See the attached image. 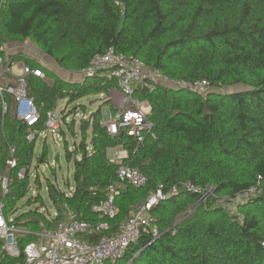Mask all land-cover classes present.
Instances as JSON below:
<instances>
[{
    "label": "trees",
    "instance_id": "1",
    "mask_svg": "<svg viewBox=\"0 0 264 264\" xmlns=\"http://www.w3.org/2000/svg\"><path fill=\"white\" fill-rule=\"evenodd\" d=\"M28 39L64 71L80 72L95 55L113 47L140 57L172 80L207 79L211 90L201 96L170 86L138 87L135 96L151 106L153 125L138 143L128 133L110 135L103 121L102 107L111 102L115 79L99 73L71 82L27 58V64L52 78L28 77L29 94L44 120L60 99L72 103L91 94L107 97L82 123V141L66 152L75 164L74 188L67 193L48 185L58 213H21L15 216L18 224L33 231L41 223L55 228L67 219L65 206L78 219L97 222L94 206L117 184L120 212L106 219L110 229L101 235L117 234L159 185L166 193L177 185L180 190L151 211L159 236L142 235L117 264H264V0H0V52L5 55L6 43ZM233 87L242 89L226 90ZM66 123L74 129V121ZM0 135V150L7 151L0 171L12 176L6 210L14 214L30 187V171L23 179L17 172L30 167L35 142L28 143L20 122L1 112ZM10 144L17 148L14 169L7 166ZM118 145L129 153L125 162L148 176L144 187L118 180L119 163L108 157V150ZM47 160L45 144L39 161ZM187 182L210 190L203 203L196 204L197 195L182 188ZM256 185L263 191L238 204L235 212L230 202H219ZM39 201V196L29 198L27 205ZM36 238L21 235V250ZM0 258L3 264H18L23 254Z\"/></svg>",
    "mask_w": 264,
    "mask_h": 264
},
{
    "label": "built area",
    "instance_id": "2",
    "mask_svg": "<svg viewBox=\"0 0 264 264\" xmlns=\"http://www.w3.org/2000/svg\"><path fill=\"white\" fill-rule=\"evenodd\" d=\"M16 60L0 52V112L3 116L12 114L20 122L24 127L25 139L28 143L37 141L42 135L46 138L51 134L55 138L62 130L63 115L53 109L47 112L44 120L28 89L29 76L48 79V75L41 67H32ZM40 63L43 64L41 61ZM16 66L20 67L21 73L14 71ZM78 73L85 78L101 73L116 80L118 88L124 95V106L106 120L107 130L112 136L122 132L128 133L138 143L144 141L146 133L151 132L153 127L148 119V111L142 105V101L135 96L138 87L146 86L153 89L158 84H164L186 89L201 96L208 95L211 90L207 79L172 80L160 70L151 69L140 57L118 52L113 47L95 55ZM114 149L110 159L119 163L118 180L136 188L144 187L149 182L148 176L138 167L125 162L129 153L122 145L115 146ZM8 150L11 157L7 161V166L9 169H14L18 166L17 148L10 144ZM28 171L30 167H21L17 172V178L23 179ZM11 180V174H3L0 171V256L19 258L23 254V261L18 264H117L127 248L137 242L142 235L159 236L160 229L151 211L167 195L180 190V186L175 185L166 193L164 185H159L157 190L131 213L130 219L117 234L101 235L110 229L106 219L115 218L120 212L116 204L120 193L117 184H111L105 199L94 206L99 217L97 222L78 219L76 214L65 206L67 219L58 223L57 227L49 228L41 223L42 228L33 231L18 224L14 214L6 210ZM182 188L197 195L196 204L203 203L210 193V190H205L191 182L184 183ZM262 191L260 186H252L235 196H222L219 202L223 204L230 202L229 209L235 212L238 204L246 202ZM27 234H34L37 238L30 241L22 251L18 239L21 235ZM2 260L0 258V264H3Z\"/></svg>",
    "mask_w": 264,
    "mask_h": 264
},
{
    "label": "rangeland",
    "instance_id": "3",
    "mask_svg": "<svg viewBox=\"0 0 264 264\" xmlns=\"http://www.w3.org/2000/svg\"><path fill=\"white\" fill-rule=\"evenodd\" d=\"M5 55L12 58L16 57V62L26 63L27 58H31L38 62H42L43 66L50 69L58 77H61L68 81H84L85 77L78 74L65 72L62 70L55 61L46 57L47 55L39 48V46L32 40L28 39L24 42L6 43L3 48ZM16 73H21L20 67L14 68ZM49 78L48 81H51ZM163 85L164 84H158ZM157 86V85H156ZM240 90L242 87L227 88V91ZM107 97L106 93L91 94L84 96L72 103H68V99H60L57 103L56 110L63 115V118H67L66 122L74 121V129H70V124L63 121L62 129L58 136L55 138L53 135L48 134L45 138L43 135L35 141L33 160L30 165V187L28 194L22 198L16 205V211L14 216L21 213H27L29 211L38 210L40 212L48 213L49 215H56L57 209L53 205L48 192V185L54 184L60 187L61 190L69 193L74 188V160H68L66 157L67 150H74L75 145H78L84 134L81 130L82 123L89 120L91 114L97 110L102 101ZM142 105L148 111L151 112V106L148 102L142 101ZM103 108H108L104 106ZM12 117L13 115L10 114ZM91 128L87 131V142H90ZM47 134V131H46ZM48 152V160L46 162L39 161V157L43 151L44 145ZM2 146V141H0ZM6 149L0 150V158L6 155ZM110 158V157H109ZM6 171V169H5ZM7 172V171H6ZM38 178V180H37ZM39 196V202H33L31 205H27L29 198L37 199ZM41 198V199H40Z\"/></svg>",
    "mask_w": 264,
    "mask_h": 264
},
{
    "label": "crops",
    "instance_id": "4",
    "mask_svg": "<svg viewBox=\"0 0 264 264\" xmlns=\"http://www.w3.org/2000/svg\"><path fill=\"white\" fill-rule=\"evenodd\" d=\"M46 57H48V56H46ZM48 58L51 59L50 57H48ZM51 60H53V59H51ZM65 72H69V73H73V74L80 75L78 72H72V71H65ZM115 82H116V80H115ZM108 98L111 99L110 104L109 105H106V106H108V108H103L104 106L102 107V115H103V121H104V123L106 122V120H108L111 117V114H113L114 112H116L117 110L121 109L124 106V95L121 92V90L118 88L117 85H115L110 90V92L108 94ZM102 103H103V101H102ZM100 105H99V107H100ZM114 151H115L114 147L110 148L108 150V157H111V155H113Z\"/></svg>",
    "mask_w": 264,
    "mask_h": 264
},
{
    "label": "water",
    "instance_id": "5",
    "mask_svg": "<svg viewBox=\"0 0 264 264\" xmlns=\"http://www.w3.org/2000/svg\"><path fill=\"white\" fill-rule=\"evenodd\" d=\"M124 133L122 132L121 135H123Z\"/></svg>",
    "mask_w": 264,
    "mask_h": 264
}]
</instances>
